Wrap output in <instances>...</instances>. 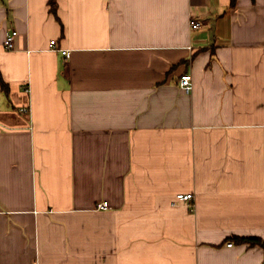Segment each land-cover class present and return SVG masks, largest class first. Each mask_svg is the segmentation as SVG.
Masks as SVG:
<instances>
[{"label":"crops","instance_id":"0c3cea01","mask_svg":"<svg viewBox=\"0 0 264 264\" xmlns=\"http://www.w3.org/2000/svg\"><path fill=\"white\" fill-rule=\"evenodd\" d=\"M230 3L0 0V264H264V0Z\"/></svg>","mask_w":264,"mask_h":264},{"label":"built area","instance_id":"2783aa9c","mask_svg":"<svg viewBox=\"0 0 264 264\" xmlns=\"http://www.w3.org/2000/svg\"><path fill=\"white\" fill-rule=\"evenodd\" d=\"M193 24H192V28L193 30H198L201 28V23L198 22L197 20H193L192 21ZM19 33L18 31H13L12 33H9L7 36H6V39H5V47L7 50L9 51H13L15 49V46H16V38L18 37ZM52 49L56 52H60L62 54V56L65 57V61H69L72 57L71 53L67 50H62V49H59L57 50V46H56V42H53L52 43ZM180 83H181V88L187 93V94H190L193 89H194V82H193V78L191 75H184L181 80H180ZM194 195L192 194H184V195H179L177 197V201L178 202H181V203H191L193 200H194ZM97 210L98 211H108L109 210V206L107 203H100L97 205ZM232 244L229 245V247L231 248ZM36 264V263H35Z\"/></svg>","mask_w":264,"mask_h":264},{"label":"trees","instance_id":"16d2710c","mask_svg":"<svg viewBox=\"0 0 264 264\" xmlns=\"http://www.w3.org/2000/svg\"><path fill=\"white\" fill-rule=\"evenodd\" d=\"M237 1L238 0H231L230 6L232 9L237 7ZM50 6H51V11L57 16V0H50ZM0 81L3 87H5V83L2 77V74L0 73ZM239 242L241 243H248L252 247H263L264 248V241L262 239H257V238H236Z\"/></svg>","mask_w":264,"mask_h":264}]
</instances>
